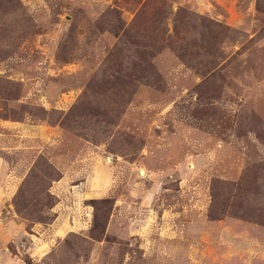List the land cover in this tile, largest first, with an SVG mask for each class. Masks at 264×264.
Here are the masks:
<instances>
[{
  "label": "rangeland",
  "instance_id": "1",
  "mask_svg": "<svg viewBox=\"0 0 264 264\" xmlns=\"http://www.w3.org/2000/svg\"><path fill=\"white\" fill-rule=\"evenodd\" d=\"M0 264H264V0H0Z\"/></svg>",
  "mask_w": 264,
  "mask_h": 264
},
{
  "label": "crops",
  "instance_id": "2",
  "mask_svg": "<svg viewBox=\"0 0 264 264\" xmlns=\"http://www.w3.org/2000/svg\"><path fill=\"white\" fill-rule=\"evenodd\" d=\"M88 155H85L84 157H87ZM83 157V158H84ZM86 162H88V158H85L84 159ZM80 161V160H79ZM78 161V162H79ZM94 166L96 167H99L101 169H104V166H103V163L101 162V160L97 157V158H94ZM77 165V164H76ZM84 166V165H83ZM79 168H82L81 170L78 169L77 173L83 175L82 177H86L84 176V173L87 171L88 168L86 167H81V165L79 166ZM85 171V172H84ZM63 178H62V181L63 182H69L70 181V177L73 176V172L72 171H64L63 172ZM83 180L80 181V185H79V188H85L84 189V192H83V197H82V202H85L86 200H91V199H101L103 198V187H98V188H94L92 189L91 185L93 186L94 183H91L90 182V179L88 178H82ZM102 178H99V181L101 182ZM97 187V186H95ZM86 190V191H85ZM64 194V193H63ZM98 194H101L100 196H98ZM103 194V195H102ZM62 204V203H61ZM84 204V203H83ZM84 208H86L84 206ZM59 209V215L57 216V219H56V223L55 225L57 224H61L64 220V216L62 215V213L60 212L61 210V207L58 208ZM71 225V224H70ZM78 225V224H77ZM76 225V226H77ZM75 226V225H74ZM79 229H82V228H79ZM73 230L72 229H69L68 232H72ZM79 231H82V230H79Z\"/></svg>",
  "mask_w": 264,
  "mask_h": 264
}]
</instances>
